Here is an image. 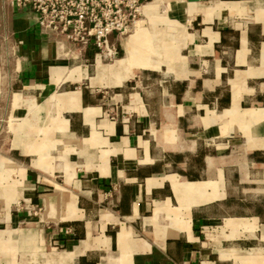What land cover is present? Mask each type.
Segmentation results:
<instances>
[{
    "label": "crops",
    "instance_id": "obj_1",
    "mask_svg": "<svg viewBox=\"0 0 264 264\" xmlns=\"http://www.w3.org/2000/svg\"><path fill=\"white\" fill-rule=\"evenodd\" d=\"M110 42L0 0V264H264V0H147Z\"/></svg>",
    "mask_w": 264,
    "mask_h": 264
},
{
    "label": "built area",
    "instance_id": "obj_2",
    "mask_svg": "<svg viewBox=\"0 0 264 264\" xmlns=\"http://www.w3.org/2000/svg\"><path fill=\"white\" fill-rule=\"evenodd\" d=\"M17 1L36 12L42 30L91 50L95 59L112 62L118 58L119 51L111 44L110 36L131 34L138 26L147 0Z\"/></svg>",
    "mask_w": 264,
    "mask_h": 264
}]
</instances>
